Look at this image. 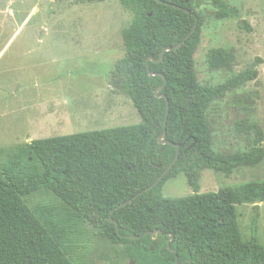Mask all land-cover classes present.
I'll return each mask as SVG.
<instances>
[{"label":"trees","instance_id":"1","mask_svg":"<svg viewBox=\"0 0 264 264\" xmlns=\"http://www.w3.org/2000/svg\"><path fill=\"white\" fill-rule=\"evenodd\" d=\"M160 1L177 8L156 0H119L133 19L121 32L125 57L112 79L132 101L141 123L34 140L0 167V264H73L47 210L31 209L25 201L40 190L51 191L81 223L122 246L134 264H264L256 237L259 207L248 241L236 212L238 205L264 201V181L207 194H200L199 184L205 170L230 177L264 160V132L249 117L233 128L244 151L219 150L214 144L215 108L227 94L254 81L257 70L249 68L218 86L201 85L196 72L202 8L212 6L219 20L239 19L240 10L225 0ZM196 18L195 33L161 60L165 48L177 47L190 35ZM235 61L233 51L208 54L211 70L230 71ZM177 145L179 159L164 179L120 208L159 179L174 161ZM180 174L194 194L164 198L165 183Z\"/></svg>","mask_w":264,"mask_h":264},{"label":"rangeland","instance_id":"2","mask_svg":"<svg viewBox=\"0 0 264 264\" xmlns=\"http://www.w3.org/2000/svg\"><path fill=\"white\" fill-rule=\"evenodd\" d=\"M225 1L240 10V18L219 20L212 6L202 8L196 72L201 85L218 86L249 68L257 70L254 81L227 94L213 112L215 148L244 151L245 143L233 132L236 121L249 117L264 132V0ZM132 19L119 0H0V167L34 140L141 123L132 101L112 79L117 62L125 57L121 32ZM213 49L234 52L230 71L210 69ZM54 106L55 118L41 117L42 107ZM245 108L251 109L249 116ZM253 181H264V160L230 177L203 171L200 194ZM162 194L182 198L194 193L180 174L165 183ZM25 201L31 209L47 210L73 264H134L122 246L81 223L51 191L40 190ZM256 206V237L264 248V201L236 206L238 223L243 240H250Z\"/></svg>","mask_w":264,"mask_h":264},{"label":"water","instance_id":"3","mask_svg":"<svg viewBox=\"0 0 264 264\" xmlns=\"http://www.w3.org/2000/svg\"><path fill=\"white\" fill-rule=\"evenodd\" d=\"M157 2H159V3H162V4H166V3H164V2H161L160 0H156ZM166 5H169V6H171V7H174V8H177L176 6H173V5H171V4H166ZM183 10V9H182ZM184 12H186L187 14H191V12H189V11H187V10H183ZM198 23H199V21H198V19L196 18V20H195V26H194V28H193V30L191 31V33H190V35H188L185 39H184V41L180 44V45H178L177 47H175V48H171V47H169V48H165L164 50H163V52H162V57H161V60L163 59V55H164V53L165 52H169V51H172V50H174V49H178V48H180L190 37H191V35H193L194 33H195V31H196V29H197V27H198ZM151 61H154L153 59H151ZM152 75H154V74H152ZM162 88H160L158 91H160ZM157 91V92H158ZM156 92V93H157ZM162 97H165V96H162ZM169 111H170V105H169V103L167 102V108H166V118H165V125H166V123H167V119H168V116H169ZM166 136V134H164L163 135V137L162 138H160V141L162 142L163 141V138ZM165 143H170V142H165ZM177 147V154H176V157H175V159H174V161L171 163V165L165 170V172L159 177V179L152 185V186H150L149 188H147L145 191H143V192H141V193H139V194H137L135 197H133V199H130L129 201H127L126 203H124L123 205H121L120 206V208L121 207H124V206H127V205H129V204H131L132 202H133V200H135V199H137L139 196H141V195H143L144 193H146V192H148V191H150V190H152L155 186H157L163 179H164V177L170 172V170L172 169V167L176 164V162L178 161V159H179V156H180V148H179V146L177 145L176 146ZM258 203L260 204L261 203V200L260 201H258ZM132 240H135V239H137V237H130ZM170 242V241H169Z\"/></svg>","mask_w":264,"mask_h":264},{"label":"crops","instance_id":"4","mask_svg":"<svg viewBox=\"0 0 264 264\" xmlns=\"http://www.w3.org/2000/svg\"><path fill=\"white\" fill-rule=\"evenodd\" d=\"M50 74H53V73H50ZM45 105H48V104H45ZM40 110H41V107H40ZM41 111H43V113ZM41 111L39 112V113H41V117H44V118L46 117V119H49V118L53 119V118H55V106L54 107H51L50 110H49V108L48 109L47 108L44 109L42 107V110ZM30 140H32V139H30Z\"/></svg>","mask_w":264,"mask_h":264}]
</instances>
